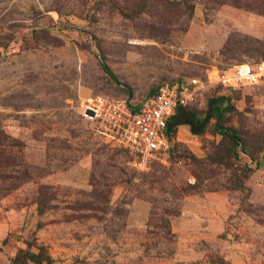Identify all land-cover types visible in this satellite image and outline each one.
Instances as JSON below:
<instances>
[{
  "label": "rangeland",
  "instance_id": "rangeland-1",
  "mask_svg": "<svg viewBox=\"0 0 264 264\" xmlns=\"http://www.w3.org/2000/svg\"><path fill=\"white\" fill-rule=\"evenodd\" d=\"M247 62L264 0H0V264H264V81L217 82ZM165 84L220 100L138 171L83 107Z\"/></svg>",
  "mask_w": 264,
  "mask_h": 264
},
{
  "label": "built area",
  "instance_id": "built-area-1",
  "mask_svg": "<svg viewBox=\"0 0 264 264\" xmlns=\"http://www.w3.org/2000/svg\"><path fill=\"white\" fill-rule=\"evenodd\" d=\"M264 81V63H243L218 76L222 86L236 89ZM178 84H165L137 105L129 107L123 101L103 98L90 99L83 107V115L90 120L100 119L116 132L118 143L132 154V166L145 170L158 154L168 149L167 123L182 105V91Z\"/></svg>",
  "mask_w": 264,
  "mask_h": 264
},
{
  "label": "water",
  "instance_id": "water-1",
  "mask_svg": "<svg viewBox=\"0 0 264 264\" xmlns=\"http://www.w3.org/2000/svg\"><path fill=\"white\" fill-rule=\"evenodd\" d=\"M220 99L211 100L209 103L208 111L205 118L201 123H197L194 113L187 111L183 105L179 104L176 108V114L168 121L166 131L170 132L178 125L187 124L190 127L192 133L196 134L203 129L206 122L211 118L212 106L216 104Z\"/></svg>",
  "mask_w": 264,
  "mask_h": 264
},
{
  "label": "trees",
  "instance_id": "trees-1",
  "mask_svg": "<svg viewBox=\"0 0 264 264\" xmlns=\"http://www.w3.org/2000/svg\"><path fill=\"white\" fill-rule=\"evenodd\" d=\"M107 72H108V71H107ZM108 74H110V76H111L112 78H114L113 75H111V73H108ZM156 91H157V89L154 90V91L152 92L151 95H153ZM151 95H149V97H150ZM137 107H138V106H137ZM137 107L134 108V109H135V110L138 109ZM172 132H173V130H171L170 132H167V133H166L167 138L170 137V135L172 134ZM221 132L224 133V131H221ZM27 256H28V259H30L31 261L34 262V264L50 263V262H51V259H50L49 257H47V256H46V258L41 259L40 254H34V253L32 254V253H30V254H28ZM21 262H23V254H20L19 256H17V257L14 259V263H15V264H18V263H21ZM24 262H25V261H24Z\"/></svg>",
  "mask_w": 264,
  "mask_h": 264
}]
</instances>
